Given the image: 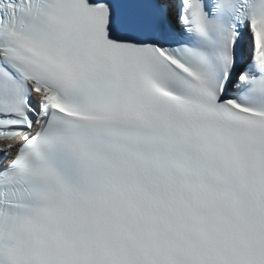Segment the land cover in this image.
<instances>
[{"label": "snow or ice", "instance_id": "obj_1", "mask_svg": "<svg viewBox=\"0 0 264 264\" xmlns=\"http://www.w3.org/2000/svg\"><path fill=\"white\" fill-rule=\"evenodd\" d=\"M0 264H264V0H0Z\"/></svg>", "mask_w": 264, "mask_h": 264}]
</instances>
